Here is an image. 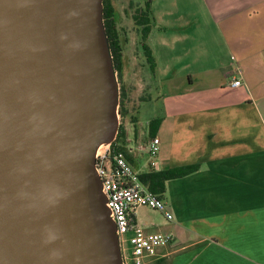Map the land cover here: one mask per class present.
<instances>
[{
	"label": "water",
	"instance_id": "1",
	"mask_svg": "<svg viewBox=\"0 0 264 264\" xmlns=\"http://www.w3.org/2000/svg\"><path fill=\"white\" fill-rule=\"evenodd\" d=\"M117 127L101 0H0V264H123L94 168Z\"/></svg>",
	"mask_w": 264,
	"mask_h": 264
},
{
	"label": "crops",
	"instance_id": "2",
	"mask_svg": "<svg viewBox=\"0 0 264 264\" xmlns=\"http://www.w3.org/2000/svg\"><path fill=\"white\" fill-rule=\"evenodd\" d=\"M150 11L155 65L152 74L141 66L150 76L143 101L155 98L149 89L166 92L156 95L163 101L152 168H198L165 181L169 219L140 216L137 209H149L141 206L132 220L145 233L171 234L151 261L264 264V0H151ZM234 78L239 85H230ZM135 127L136 171L145 155L136 135L149 137Z\"/></svg>",
	"mask_w": 264,
	"mask_h": 264
},
{
	"label": "built area",
	"instance_id": "3",
	"mask_svg": "<svg viewBox=\"0 0 264 264\" xmlns=\"http://www.w3.org/2000/svg\"><path fill=\"white\" fill-rule=\"evenodd\" d=\"M239 83V80L235 78L230 81L231 86H237ZM158 143V138L152 137L136 146L137 150L148 155L151 167L158 151ZM94 168L100 179L108 215L115 225L122 263H150L155 249L169 243L171 234L168 232L145 233L133 222L132 217L136 208L144 206L161 212L166 219H169L171 215L165 203L139 180L138 172L127 163L122 152H112L109 144H101L96 148ZM125 243H128L129 249L125 247Z\"/></svg>",
	"mask_w": 264,
	"mask_h": 264
},
{
	"label": "trees",
	"instance_id": "4",
	"mask_svg": "<svg viewBox=\"0 0 264 264\" xmlns=\"http://www.w3.org/2000/svg\"><path fill=\"white\" fill-rule=\"evenodd\" d=\"M150 1L151 0H137V2L133 4L132 0H130L129 5L132 10L129 17L138 34V45L141 49L143 60L147 69L152 74L155 65L154 58L146 44V37L152 24ZM113 2L114 0H101V23L111 66L118 83L117 114L123 118L127 113L125 108L126 89L121 81L124 68V55L122 53L121 43L124 42V38H122L117 29V12L114 8ZM145 99V96H139L138 101H143ZM136 122V116L135 114H132L129 118V123L132 125L133 133L136 132ZM158 124L159 118L157 117L151 118L146 122L145 129L149 138L153 137ZM109 147L112 152H122L127 163H129L131 167H134V157L133 153L129 150L127 131L121 122L118 124L114 139L110 142ZM197 168V164H186L162 170H155L148 163L147 168L138 173V178L151 192L161 198L166 180L181 177L195 171ZM148 264H169V260L167 257H158Z\"/></svg>",
	"mask_w": 264,
	"mask_h": 264
},
{
	"label": "rangeland",
	"instance_id": "5",
	"mask_svg": "<svg viewBox=\"0 0 264 264\" xmlns=\"http://www.w3.org/2000/svg\"><path fill=\"white\" fill-rule=\"evenodd\" d=\"M129 2L130 0H114L113 2L114 8L117 12V19H118L117 29L120 32L122 38H124V42L121 43L122 53L124 55V68H123L121 81L124 88L126 89L125 108L127 112L123 118H121L117 114V119H118V124L119 122H121L125 127L127 131V136L130 134L132 135L133 133L132 125L129 123V118L132 116V114L133 115L135 114L137 117L138 128H144L146 122L149 119L160 114V109L162 108L163 99L156 95L166 93L165 90L161 87L157 88L156 90L149 89L147 92H149L151 95H154L155 98H153L150 101L138 102L139 96H146L145 91L149 88L146 84L150 82V76H144L142 74L141 66L144 67L146 72L148 69H146V64L143 60L141 49L136 40L137 33L135 31V26L133 25L129 17L132 10V8L129 5ZM135 2H137V0H132L133 4ZM117 98H118V83H117ZM135 110L136 112H134ZM135 129L137 133H139V131L141 132V130L137 131L136 127ZM136 137L137 138L135 140V144L137 140H140V142L136 146L141 145L142 143L147 141L146 140L147 137L141 133L138 136L136 135ZM135 150L136 149H134V151ZM147 158L149 157L147 154H145L141 162L138 164L136 170L138 173L141 172V170L138 168L141 167L142 161H144ZM132 168L136 169L135 167ZM137 212L140 214V216H143L147 219L161 218V212L150 208L137 209ZM124 245L125 247H127V249H129L128 243H125Z\"/></svg>",
	"mask_w": 264,
	"mask_h": 264
}]
</instances>
